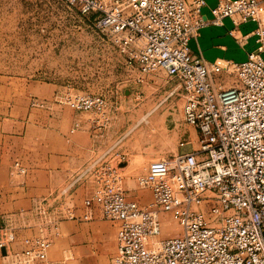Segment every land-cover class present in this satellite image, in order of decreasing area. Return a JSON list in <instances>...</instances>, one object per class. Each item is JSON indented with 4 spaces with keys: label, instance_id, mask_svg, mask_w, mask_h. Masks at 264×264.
I'll use <instances>...</instances> for the list:
<instances>
[{
    "label": "built area",
    "instance_id": "built-area-1",
    "mask_svg": "<svg viewBox=\"0 0 264 264\" xmlns=\"http://www.w3.org/2000/svg\"><path fill=\"white\" fill-rule=\"evenodd\" d=\"M62 1L87 18L135 81L161 72L178 83L195 140L180 141L182 152L152 159L136 177L151 195L148 203L126 193L120 157L95 154L55 197L5 217L2 264H66L48 258L64 220L112 221L110 264H264V0H217L209 17L202 13L205 0ZM225 18L242 46L248 35L237 34L239 25L254 23L256 45L246 58L208 62L192 53L189 41L200 29ZM61 102L90 124L109 121L101 95L70 94ZM9 171L19 177L26 167L15 160ZM78 180L85 184L79 208L72 199ZM162 214L175 224L164 237ZM19 230L30 233L19 237Z\"/></svg>",
    "mask_w": 264,
    "mask_h": 264
},
{
    "label": "rangeland",
    "instance_id": "rangeland-1",
    "mask_svg": "<svg viewBox=\"0 0 264 264\" xmlns=\"http://www.w3.org/2000/svg\"><path fill=\"white\" fill-rule=\"evenodd\" d=\"M134 76L87 18L62 0H0V125L54 104L69 108L61 103L66 95L105 97L109 121L100 127L96 154L108 151L107 159L114 161L120 157L126 193L139 195L141 203H148L151 195L137 187L136 177L152 159L178 152L180 141L195 140V131L183 119L181 91L174 79L161 72L147 75L143 82L135 81ZM35 134L37 130H31ZM12 157L9 180H18L22 176L9 173L12 163L18 160L26 172L28 168L17 155ZM162 219L164 237L173 232L175 224L168 214H162ZM67 221L79 228L96 222ZM97 221H105L111 228L94 242L69 240L67 250L54 258L76 264L83 255L79 257L70 247L85 244L94 251L95 264H110L115 225L109 220ZM15 225L19 229L18 222ZM49 251L52 258L58 252L54 247Z\"/></svg>",
    "mask_w": 264,
    "mask_h": 264
},
{
    "label": "crops",
    "instance_id": "crops-1",
    "mask_svg": "<svg viewBox=\"0 0 264 264\" xmlns=\"http://www.w3.org/2000/svg\"><path fill=\"white\" fill-rule=\"evenodd\" d=\"M205 3L202 13L209 17V8L215 6L217 0H205ZM254 26L250 21L239 25L237 34L248 35L247 43L242 46L229 34L233 25L229 18H225L222 25H207L200 29L197 37L189 41V48L192 53L200 55L208 62L224 59L242 61L246 58L247 51L256 45L251 35ZM86 117L85 113L54 104L53 107L44 108L37 113L30 111L20 120L7 119L0 125V130L5 132L0 134V224L10 213L30 208L38 199H51L50 196H54L55 192L72 181L99 152L98 133L101 128L88 123ZM77 120L80 121V127L74 128ZM35 129L37 134L32 136L31 130ZM178 152H182L180 147ZM12 155L21 158L28 168L26 175L18 180H9L8 168ZM84 185L82 180H78L72 189L73 203L77 207L85 194ZM137 196L134 198L141 199ZM72 222L64 220L60 223L58 234L51 245L58 252L52 258V251H49L48 258L60 260L54 257L67 250L69 240L94 242L101 238L102 231L111 228L105 221H96L80 228ZM75 228L81 230V233L75 232ZM28 233L29 230H19L18 236ZM70 248L79 254V257L83 255L81 259L76 260V264H95L97 258L88 245ZM2 253L0 250V264ZM92 257H95V261H91Z\"/></svg>",
    "mask_w": 264,
    "mask_h": 264
},
{
    "label": "water",
    "instance_id": "water-1",
    "mask_svg": "<svg viewBox=\"0 0 264 264\" xmlns=\"http://www.w3.org/2000/svg\"><path fill=\"white\" fill-rule=\"evenodd\" d=\"M120 167H122V166H124V163H120V165H119Z\"/></svg>",
    "mask_w": 264,
    "mask_h": 264
}]
</instances>
